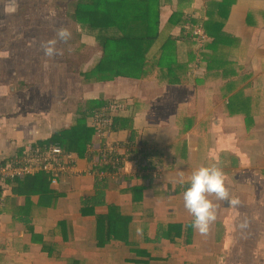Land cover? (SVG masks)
I'll return each mask as SVG.
<instances>
[{
  "label": "crops",
  "instance_id": "1",
  "mask_svg": "<svg viewBox=\"0 0 264 264\" xmlns=\"http://www.w3.org/2000/svg\"><path fill=\"white\" fill-rule=\"evenodd\" d=\"M248 1L264 5V0H241L234 6H248ZM262 5L258 7L264 9ZM247 14L246 8L242 12L232 8L226 26L247 48L238 78L226 84L213 75L190 85L121 77L86 83L68 73L74 64L72 53L59 49L62 55L49 57L40 46L56 35L45 30L56 23L53 15L43 16L48 19L46 26L31 32V47L14 46L16 41L13 46L0 45V163L23 160L32 151L51 145L62 147L47 141L68 130L73 117L86 111L87 101L100 97L107 104L91 112L109 108L113 127V118L133 107L132 130L115 132L112 127L110 140L131 146L132 156L139 157L138 169L124 178L72 173L53 185L48 174L26 176L50 177L49 188L57 197L36 192L40 179L29 181V196L23 193L25 177L4 182L0 186V264H127L128 254L121 244L97 246L94 217L80 213L84 202L102 191L95 185L107 181L105 204L96 207L98 214L110 204L128 206L132 194L123 189L144 185L143 208L153 214V234L157 222H193L190 214L178 216L185 208L183 192L177 193L176 188L181 184L188 188L192 172L210 165L223 170L230 196L239 197L241 204L228 206L213 197L218 217L210 234L201 236L192 227L191 243L177 248L162 242L167 264H264V19L255 16L249 26ZM101 56L100 50L98 60ZM76 64L80 67L82 62ZM230 97L237 99L235 108L229 107ZM110 104L123 108L113 109ZM102 143L95 140L85 155L68 151L80 158L76 171L91 166V155L98 153ZM143 153L150 155L144 158ZM54 200L55 208L43 209V204L49 206ZM245 221L247 226L242 229Z\"/></svg>",
  "mask_w": 264,
  "mask_h": 264
},
{
  "label": "trees",
  "instance_id": "2",
  "mask_svg": "<svg viewBox=\"0 0 264 264\" xmlns=\"http://www.w3.org/2000/svg\"><path fill=\"white\" fill-rule=\"evenodd\" d=\"M196 1L71 0L69 16L82 37L93 39L102 51L98 62L88 71L80 72V77L86 83H106L121 77L168 85H190L193 80L200 81L208 75L221 78L225 84L236 80L244 65L247 48L238 37L226 31V26L232 8L241 0H202L198 10L194 8ZM166 7L171 8L170 14L162 22V10ZM254 20L252 13H248L245 23L251 26ZM198 30L203 33L202 45L199 44L200 37L193 35ZM195 48L198 49L195 51ZM197 59L200 71L194 76L191 64ZM106 104L102 97L87 101L86 111L76 114L72 126L52 135L48 144H59L67 151L85 155L88 147L97 140L94 129L88 126V118L91 111ZM133 117V107L129 106L113 118V131H131ZM149 155L143 153L144 158ZM25 179L23 193L27 196L29 181L38 179L36 192L54 193L49 188L48 176ZM102 183L103 186H98L102 191H97L94 199L84 202L80 210L82 216L94 217L93 235L98 247L121 244L128 254L127 264H167L168 256L163 255L162 242L177 248L191 243L190 223L157 222L156 231L151 234L153 214L143 208L145 186L142 184L123 189L132 194L128 206L110 204L104 213L98 214L96 207L105 204L107 181ZM186 189V184H181L176 192ZM100 192L102 199L99 200ZM56 205L54 200L49 206L43 204V209H53ZM144 220L146 225H140ZM137 229L142 231L138 233Z\"/></svg>",
  "mask_w": 264,
  "mask_h": 264
},
{
  "label": "rangeland",
  "instance_id": "3",
  "mask_svg": "<svg viewBox=\"0 0 264 264\" xmlns=\"http://www.w3.org/2000/svg\"><path fill=\"white\" fill-rule=\"evenodd\" d=\"M10 3V0H0V45L1 46H13L15 41V45L18 47H31L32 40L29 37L31 32L38 29L40 30V26L43 24L46 26L48 23V19L43 18V16H51L53 15V19L56 23L48 24L45 30L51 33H57L60 28H67L71 32V38L67 41H60L59 38L55 35L52 39H57L58 43L56 47L60 50H64L66 52H70L74 55V57L70 56L71 60H73L74 64L71 65L72 70H69L68 73L75 76H79L81 69H86L82 71H88L94 63L98 60V53L100 52L99 46L95 43V41L91 38H82L80 36V32L77 24L70 19V12L72 11V7L70 6L71 0H14L16 10L14 12L9 13L8 17L7 13L4 11L5 6ZM247 5H236L234 6V10L238 12H242L243 8L247 9L248 13H252V15L256 19L263 17L264 19V9H260L262 7H258L262 5V3L258 4L256 1L247 2ZM202 5V0H197L194 4V8L198 10ZM246 6V7H245ZM264 7V5H262ZM170 7H166L162 10V20L163 22L168 18L170 14ZM48 12V13H45ZM43 18V19H42ZM16 20V21H15ZM19 31V32H18ZM24 31V33H21ZM41 31V30H40ZM16 34V36H10V34ZM178 33V32H177ZM28 35L26 37L25 35ZM193 35L194 32H193ZM10 38V39H9ZM44 40L40 42V46H42ZM18 43V44H17ZM200 44V43H199ZM198 48H195V51ZM198 60V59H197ZM196 60V61H197ZM77 61L82 62V65L77 66ZM76 62V63H75ZM87 63V64H84ZM92 63V65H91ZM88 65V66H87ZM86 66V67H85ZM191 68L193 69V75L195 76L200 70H198V64H191ZM214 76V75H213ZM221 79V78H220ZM230 86V85H228ZM217 90V88H215ZM231 104L229 103V107L235 108L237 104V99L230 97ZM234 110V109H232ZM233 112V111H232ZM187 120H184V122ZM139 166V164H138ZM137 167L130 166L129 169L133 171ZM138 169V168H137ZM130 175V174H129ZM98 188V185H95ZM101 199V198H100ZM99 199V200H100ZM182 213L188 215L189 213L186 210L179 211L178 216H183ZM222 218V217H221ZM140 225H146L145 220L140 221ZM152 223V222H151ZM192 225V223H191Z\"/></svg>",
  "mask_w": 264,
  "mask_h": 264
},
{
  "label": "built area",
  "instance_id": "4",
  "mask_svg": "<svg viewBox=\"0 0 264 264\" xmlns=\"http://www.w3.org/2000/svg\"><path fill=\"white\" fill-rule=\"evenodd\" d=\"M200 37V45L204 41L202 30L194 32ZM198 63V60L196 61ZM110 108L120 110L123 106L117 104H110ZM109 108L96 110L91 115V127L94 129L97 140L103 142L98 150V153L91 155L89 167L76 171L79 157L64 148L51 145L46 147L43 151L36 149L32 151L28 157L23 160H15L11 163H0V186L6 181H16L29 175L43 173L52 176V184L58 185L60 177L66 174L86 175L90 177L107 178L119 177L124 178L131 170L127 168L129 163L136 167L139 164V157H133L134 150L131 146L126 144H117L110 140L113 134L111 128L113 127L112 118L107 112ZM102 167H108L109 170H104ZM75 171L77 173H75Z\"/></svg>",
  "mask_w": 264,
  "mask_h": 264
},
{
  "label": "clouds",
  "instance_id": "5",
  "mask_svg": "<svg viewBox=\"0 0 264 264\" xmlns=\"http://www.w3.org/2000/svg\"><path fill=\"white\" fill-rule=\"evenodd\" d=\"M15 10L14 0H10L4 11L11 13ZM56 36L60 41L67 42L71 38V32L62 27L57 31ZM57 43V39L44 42L42 44L44 54L49 57L62 55V52L56 47ZM181 182L183 181L181 180ZM213 197L216 201H224L228 206L241 204L239 197L230 196L224 172L220 167L216 165L200 167L192 172L190 186L183 192L182 199L185 210L193 217L192 227L201 236L210 234L212 225L218 217V205L213 202ZM246 226V221L240 225L242 229ZM141 231V229H137L138 233Z\"/></svg>",
  "mask_w": 264,
  "mask_h": 264
}]
</instances>
